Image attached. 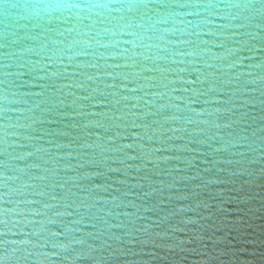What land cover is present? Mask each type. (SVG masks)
<instances>
[{
  "label": "water",
  "instance_id": "water-1",
  "mask_svg": "<svg viewBox=\"0 0 264 264\" xmlns=\"http://www.w3.org/2000/svg\"><path fill=\"white\" fill-rule=\"evenodd\" d=\"M0 264H264V0H0Z\"/></svg>",
  "mask_w": 264,
  "mask_h": 264
},
{
  "label": "clouds",
  "instance_id": "clouds-1",
  "mask_svg": "<svg viewBox=\"0 0 264 264\" xmlns=\"http://www.w3.org/2000/svg\"><path fill=\"white\" fill-rule=\"evenodd\" d=\"M75 7H81V5L77 4V5H75Z\"/></svg>",
  "mask_w": 264,
  "mask_h": 264
}]
</instances>
